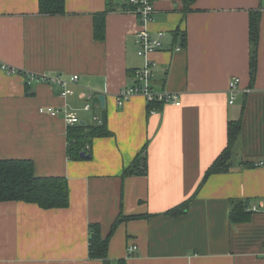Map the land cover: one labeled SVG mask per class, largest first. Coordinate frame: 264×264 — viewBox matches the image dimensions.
Here are the masks:
<instances>
[{"label":"crops","instance_id":"0c3cea01","mask_svg":"<svg viewBox=\"0 0 264 264\" xmlns=\"http://www.w3.org/2000/svg\"><path fill=\"white\" fill-rule=\"evenodd\" d=\"M154 5L149 29L163 33V48L149 55L151 86L179 94L182 104H153L152 113L141 94L118 103L146 63L129 0H65L61 14L42 13L40 0H0V64L20 71L0 67V158L31 159L36 174L65 176L70 193L66 207L0 201V264H105L90 256L93 225L110 237V264H264V0ZM253 11L261 19L252 82ZM99 13L103 39L95 36ZM27 73L79 80L64 96L57 83L27 85ZM234 77L240 82L231 103ZM66 109L81 124L107 125L83 159L68 154ZM236 121L230 169L205 178ZM233 201L247 206V220H230ZM184 203L183 212L168 213ZM131 245L136 252H128Z\"/></svg>","mask_w":264,"mask_h":264},{"label":"trees","instance_id":"16d2710c","mask_svg":"<svg viewBox=\"0 0 264 264\" xmlns=\"http://www.w3.org/2000/svg\"><path fill=\"white\" fill-rule=\"evenodd\" d=\"M40 11L46 14H61L65 11V0H40ZM260 19L261 13L259 11L251 13L250 39L252 49L250 76L252 82L255 80L257 74ZM95 36L99 39L105 37V19L103 13L96 15ZM18 72L20 73V71ZM108 133L106 123L93 125L79 123L70 126L68 130V154L70 158L83 159L82 153L90 154L87 152L86 146L91 144L93 138ZM228 133L229 143L227 148L208 168L205 178L211 174L226 172L230 169L233 148L240 134L239 121L230 122ZM258 162H255L253 166ZM138 170V173H146L145 168L140 167ZM126 172L131 173L132 171L126 169ZM11 200L36 203L42 208L66 207L70 202L68 179L65 176H41L36 174L34 162L31 159L0 158V201ZM187 203L171 209L168 213L179 214L183 212ZM246 207L243 202L233 201L230 220L232 222L247 220L250 217V211H247ZM122 220L123 217H120L118 223ZM109 238V236L103 238L99 226L93 225L89 248L90 256L92 258L104 259L105 264H110L106 260ZM120 264H125V262L121 261Z\"/></svg>","mask_w":264,"mask_h":264},{"label":"built area","instance_id":"2783aa9c","mask_svg":"<svg viewBox=\"0 0 264 264\" xmlns=\"http://www.w3.org/2000/svg\"><path fill=\"white\" fill-rule=\"evenodd\" d=\"M133 7L134 13L137 15L139 20V28L136 33V41L138 43V54L146 58V63L143 67L134 70L135 78L137 79L136 83L130 86H126L121 89L118 93V103L123 104L125 100L136 95H143L150 106L152 113L156 112V109L153 108V104L156 105H165L173 104L180 106L182 104L179 94L170 92L167 90L156 91L152 88L151 82L154 78V68L155 62L149 59V55L155 53L156 51L163 48V33L159 32L157 36L152 35L149 24L154 19L155 5L154 0H129ZM182 47L177 46V49L180 50ZM0 67L3 70H6L8 73L14 74L19 73V70H16L14 67H11L5 63L0 64ZM27 85L33 83V81H43L48 83H57L62 87V95L66 96L73 94V86L78 83L79 75L74 74L70 77H64L62 75H36L33 73L25 74ZM240 78L234 77L229 83V92L231 93L230 102L232 103L236 97L238 90V84ZM91 108L90 103L85 105V109L89 110ZM47 111L52 115L59 114V109L55 107H48ZM65 121L68 126H74L80 123V117L73 110H65L64 115ZM94 120L96 123H102L103 120L99 116H95ZM91 146L88 144L86 150L90 151ZM262 161H259L257 164H260ZM256 210V207L252 208ZM249 210V209H248ZM137 245H131L128 248L129 253H134L137 250Z\"/></svg>","mask_w":264,"mask_h":264},{"label":"water","instance_id":"95a60500","mask_svg":"<svg viewBox=\"0 0 264 264\" xmlns=\"http://www.w3.org/2000/svg\"><path fill=\"white\" fill-rule=\"evenodd\" d=\"M100 100H101V102H102V106H105V100H106V98H105V96L104 95H101L100 96ZM81 123H84V122H82V121H80ZM82 156H84V157H88L89 155L88 154H85V153H82Z\"/></svg>","mask_w":264,"mask_h":264}]
</instances>
